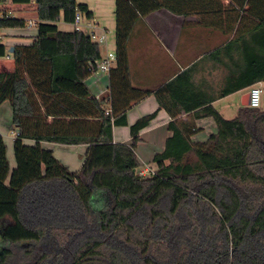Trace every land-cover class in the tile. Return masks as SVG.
I'll return each instance as SVG.
<instances>
[{
	"label": "trees",
	"instance_id": "trees-1",
	"mask_svg": "<svg viewBox=\"0 0 264 264\" xmlns=\"http://www.w3.org/2000/svg\"><path fill=\"white\" fill-rule=\"evenodd\" d=\"M6 1L0 0L5 12ZM11 1V7L34 5L38 34L13 52L0 39V58H12L10 68L0 69V107L9 101L19 132L13 169L0 134V264H264V108L242 106L227 119L212 106L215 98L180 100L183 109L176 111L157 92L173 117V134L153 158V175L138 174L136 150L157 111L130 126V143L114 141V127L129 125V109L151 93L132 84L134 26L169 4L116 0L118 61L108 95L98 99L86 80L101 46L84 30L58 25L73 24L77 12L90 21L88 5ZM260 20L263 26L248 30L249 37L224 47L243 66L236 61L222 96L264 81V14ZM27 25L23 16L0 17V31ZM191 70L164 89L181 99L175 88L189 81ZM181 111L213 117L217 133L192 141L193 127L176 118ZM44 141L88 145L80 170H70Z\"/></svg>",
	"mask_w": 264,
	"mask_h": 264
},
{
	"label": "crops",
	"instance_id": "crops-1",
	"mask_svg": "<svg viewBox=\"0 0 264 264\" xmlns=\"http://www.w3.org/2000/svg\"><path fill=\"white\" fill-rule=\"evenodd\" d=\"M77 1L87 4L94 15L88 21L89 26L85 31L94 30L107 35L106 43L102 44L105 47H100L101 54L111 50L112 45L116 50V0ZM162 1L169 5L152 11L138 21L128 42L132 84L151 93L129 109V125L116 126L113 130L115 142L130 143V126L140 117L157 111L156 117L140 133L142 141L136 153L142 168L138 170L147 166L156 170L153 158L156 153L165 149L166 140L173 134L168 128L173 117L166 107H160L157 92L160 93L163 103L176 111L183 109L180 100L196 103L198 98L204 96L215 98L212 106L223 117L233 119L238 115L240 108L244 106L243 100L249 88L221 95L226 85L234 80L238 69L236 61H239V68L243 66L242 59L236 54L234 57L237 60L232 59V55L227 53L224 47L236 37L242 42L249 37L248 30L263 26L260 18L264 14V0ZM63 24L71 29H61L59 26L61 30L75 29L73 24ZM0 33L2 42L11 49L16 45L32 44L38 29L27 25L24 28L4 29ZM11 66V57L0 58V69ZM188 69H192L189 81H184L185 84L175 88L174 93L181 98L177 99L164 87ZM262 84L264 90V81ZM263 102L264 95L262 104ZM109 106L106 103L105 108ZM3 107L6 109L4 115L1 113ZM12 117V107L9 101H6L0 107V134L7 145L11 169L16 166L15 136L9 143L2 127L8 124L14 130ZM176 118L180 125L193 127L195 131L191 134V139L194 142H204L218 131L213 117H200L195 111H181ZM49 121L51 122L52 118ZM25 142L29 145L35 143L33 140ZM42 145L51 149L72 171L80 170L88 150L86 144L66 145L44 141Z\"/></svg>",
	"mask_w": 264,
	"mask_h": 264
},
{
	"label": "built area",
	"instance_id": "built-area-1",
	"mask_svg": "<svg viewBox=\"0 0 264 264\" xmlns=\"http://www.w3.org/2000/svg\"><path fill=\"white\" fill-rule=\"evenodd\" d=\"M13 5L11 0H8L5 2L4 8L9 7V10L7 12L3 11V4L0 2V17L3 16H17L13 13V10L11 9V6ZM75 29L77 30H84L89 26L88 21L85 18V15L82 12H77L75 16V20L73 23ZM28 26L29 27H37L38 26V20L37 19H29L28 20ZM91 39L95 42H97L99 45L106 43L107 41V35L106 33L99 34L95 32L94 30H90L87 32ZM9 57V56H8ZM117 54L115 50H107V52L102 55L99 59L95 61L89 62V69H90V75L88 79L86 80L88 86L93 91L94 95L98 99H102L104 96L108 95L109 93V82H110V72L113 68L117 66ZM250 93V106L251 107H261L262 100H263V84L262 82H259L255 85H253L249 89ZM106 103L109 106L110 100L109 98L106 99ZM106 111H110V106L106 108ZM19 134L18 131L14 130L12 133L13 136H17ZM155 173V169L151 167H145L141 170H139L138 174L141 176H148L153 175Z\"/></svg>",
	"mask_w": 264,
	"mask_h": 264
},
{
	"label": "rangeland",
	"instance_id": "rangeland-1",
	"mask_svg": "<svg viewBox=\"0 0 264 264\" xmlns=\"http://www.w3.org/2000/svg\"><path fill=\"white\" fill-rule=\"evenodd\" d=\"M11 9L13 10V13L15 14V15H17V16H23V17H25L27 20H29V19H35L36 18V11H35V9H34V5H30V6H27V7H11ZM59 26H60V28L61 29H71V27H68V26H65L64 24H63V21L62 22H60L59 24H58ZM1 34V33H0ZM2 35V34H1ZM101 47L103 48V47H105L104 45H102L101 44ZM111 50H114V47H113V45L111 46ZM3 61V60H2ZM5 62H7L8 60H4ZM9 63V62H8ZM11 64V63H10ZM264 95V94H263ZM261 107L262 108H264V102H263V104L261 105ZM6 109L3 107L2 109H1V113H3V115H4V111H5ZM2 129H3V131H4V133L6 134V137H7V140H8V142L10 143V141L12 140V138H13V135H12V133L14 132V130H12V128L10 127V125H8V124H5V125H3V127H2ZM8 135V136H7ZM13 149V148H12ZM57 155H59V154H57ZM56 156V155H55ZM57 157V156H56ZM58 158V157H57ZM79 159H77V161H78ZM142 165V164H141ZM140 168H142L141 166H140ZM100 198H102L103 199V201H104V198L101 196ZM103 203V202H102ZM0 243H1V239H0ZM2 247V244H0V248Z\"/></svg>",
	"mask_w": 264,
	"mask_h": 264
},
{
	"label": "water",
	"instance_id": "water-1",
	"mask_svg": "<svg viewBox=\"0 0 264 264\" xmlns=\"http://www.w3.org/2000/svg\"><path fill=\"white\" fill-rule=\"evenodd\" d=\"M13 51H14V47L10 49V52H13ZM243 105L250 106V93L249 92H247V94L244 97Z\"/></svg>",
	"mask_w": 264,
	"mask_h": 264
}]
</instances>
